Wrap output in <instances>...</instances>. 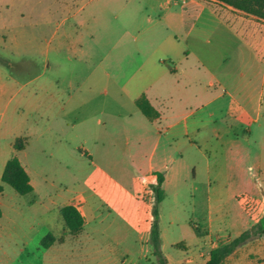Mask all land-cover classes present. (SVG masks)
Instances as JSON below:
<instances>
[{"label": "crops", "instance_id": "0c3cea01", "mask_svg": "<svg viewBox=\"0 0 264 264\" xmlns=\"http://www.w3.org/2000/svg\"><path fill=\"white\" fill-rule=\"evenodd\" d=\"M52 1L58 0H0V51L17 52L14 54L19 59L25 57L28 62L15 77L8 80L5 75L0 76V103L13 89V96H21H16L14 113L19 115L25 105L40 120L31 125L30 140L23 150H15L14 141L25 136L12 133L7 148L3 144L4 137L0 138V234L6 217L2 174L7 161L15 156L30 178L33 189L24 197H28L34 217L31 226L34 230L37 227L35 237L44 250L51 247L43 248L41 240L52 233L53 199L47 190L45 170H48L37 166L40 157L60 160L68 153L69 147L77 150L79 157H84L78 148L114 141L118 135L127 145L136 148L131 154L134 160L138 148L149 146L151 151L146 155L143 181L139 183L136 176L132 177V199H136L139 193L154 195L152 187L160 174L163 176V192L176 174L188 171L198 174V165H189L187 154L200 158L203 163L201 170L205 174H225L220 157L227 142L223 143L219 138L223 130L227 134L230 129L217 128L213 133L211 127L229 121L233 126L243 127L245 118L250 120L252 115L244 112L242 117H238L229 110H221V116L212 121L214 111L211 106L223 99V95H212L207 89L210 85H205V76L213 75L212 65L216 58L204 45L214 47L223 57V51L229 48L230 33L236 35L246 28L258 31L256 25L252 27L256 17L216 0H69L74 5L65 21H70L71 26L64 30L63 35L72 39L73 51L93 71L75 81V87V82L69 80L71 91L63 88L53 91L50 80H45L43 86H37L41 74L35 73L36 52L45 50L42 35L52 30L49 20ZM200 23L202 27H198ZM140 38L141 44L137 45ZM62 47L60 43L55 50L60 51ZM45 51V57H48L50 50ZM192 56L194 64L190 62ZM2 69L5 73L4 66ZM193 76H199L196 78L200 86L198 90H191L188 83ZM22 84L33 86L20 95ZM99 84L106 85L103 98L97 96ZM139 98L147 99L158 115L147 117L142 113L136 102ZM18 124L16 126L21 125L20 122ZM243 131L246 130L243 128ZM247 132V140L239 141L236 136L231 144L235 148L234 156L239 160L249 158V154L237 150L250 140L252 131L249 129ZM32 138L36 140L35 150L28 152ZM211 149L220 158L217 166L210 156ZM236 170L233 168V174ZM223 181L220 178L212 187L213 182L209 178L206 189L209 200L212 194L222 196L228 193ZM68 204L77 208L85 225L88 215L86 202L74 198L58 205V212ZM16 212L20 214L19 209ZM23 223L22 220L13 221L15 236L24 235ZM201 223L203 226L199 228L212 236L214 218L211 209ZM56 226L57 232L52 234L59 237V228L65 229L63 220ZM230 238L229 234L217 236L215 241L205 246L208 251L185 259L170 257L165 259L166 264H204L211 250L229 243L233 239ZM25 250L20 248V254ZM196 258L200 259L198 263ZM221 264H264V235L251 236Z\"/></svg>", "mask_w": 264, "mask_h": 264}, {"label": "rangeland", "instance_id": "374dc122", "mask_svg": "<svg viewBox=\"0 0 264 264\" xmlns=\"http://www.w3.org/2000/svg\"><path fill=\"white\" fill-rule=\"evenodd\" d=\"M68 1L51 2L49 20L52 30L41 38L44 49L50 51L48 57H45V50L36 52L35 73L41 74L36 84L40 87L45 85V80H50L53 91L58 88L71 91L69 80L78 81L93 71L73 51L72 39L63 35L64 30L71 26L65 18L74 2ZM252 23L258 31L246 28L236 35H228L229 48L223 51V57L214 47L204 45L216 58L212 65L213 75L205 76V85H210L207 89L212 95H223V99L211 106L214 111L212 121L221 116V110H229L238 117H242L244 112L252 115L250 120L245 118L243 127L233 126L231 121L211 127L213 133L217 128L230 129L228 135L223 130L219 138L223 143L227 142L220 157L225 174H205L201 170L203 163L200 158L187 154L185 157L189 165H198V174H191V171L176 174L166 186L163 200L157 204L154 195L137 192L136 199L131 197L132 177L136 176L139 183L144 179L146 155L151 151L149 146L138 148L134 160L131 154L136 148L127 145L118 135L114 141L78 148L84 157H79L77 150L71 147L60 160L40 157L37 166L48 170H45L47 190L53 199L51 232L56 234V225L62 222L58 205L74 198L84 200L88 208L84 231L78 236H65L64 243L56 242L49 249H42L38 237H35L37 227L34 230L31 226L34 217L29 209L28 197L3 183L6 217L1 227L3 233L0 234V264H159L151 240V223L156 218V207L160 251L164 259L197 257L199 252L208 251L205 246L215 241L217 236L229 234V238L234 239L246 231L251 236L264 235L258 227L259 222L264 225V21L255 19ZM202 26L198 24V27ZM212 26L219 27L217 24ZM60 43L63 44L62 50L56 51L55 47ZM136 44H141V38ZM14 53L17 52L0 51V76L5 75L8 80L15 77L25 64L28 65L25 57L19 59ZM190 62L194 64V56ZM193 69L191 67L194 75ZM198 77L188 80L191 90L200 88L196 80ZM76 85L77 82L74 87ZM32 86L23 85L19 94L24 95ZM105 88V84H99L97 96L103 98ZM14 91L12 89L8 98L0 103V138L4 137L6 148L12 133H19L30 140L31 125L36 120L40 121L38 115L30 113L25 105L19 115L14 113L17 109L16 96L21 97L13 96ZM19 122L21 125L16 126ZM249 129L252 131L250 140L237 149L249 154V158L239 160L234 156L235 148L231 144L236 136L239 141L246 139ZM31 140L28 152L35 150L36 140ZM210 156L217 166L220 158L213 149ZM233 168H237L236 174H233ZM102 171L106 174L103 175ZM209 178L213 182L212 187L220 178L223 179L228 193L222 196L212 194L209 200L206 192ZM18 209L20 214L16 212ZM210 209L214 218L212 236L199 228L203 226L201 220ZM14 220L24 222V235L21 234V237L15 236ZM64 232L65 229L59 228L58 236ZM20 248H25V253L20 254ZM195 261L198 263L200 259Z\"/></svg>", "mask_w": 264, "mask_h": 264}, {"label": "trees", "instance_id": "16d2710c", "mask_svg": "<svg viewBox=\"0 0 264 264\" xmlns=\"http://www.w3.org/2000/svg\"><path fill=\"white\" fill-rule=\"evenodd\" d=\"M226 6H229L235 10L242 11L248 15L256 17L258 20L264 21V0H216ZM137 105L147 117H155L158 112L152 107L149 101L145 98H139ZM28 144L27 137H17L14 141V149L17 151L23 150ZM2 183L12 187L16 193L20 195H27L32 192V185L30 178L22 166L17 157L10 158L4 168L2 174ZM163 176L158 175L156 185L152 187V192L155 197V201L159 204L164 198V192L162 189ZM1 189V187H0ZM60 214L64 223L66 231L59 237L50 233L43 237L41 240V246L43 248H49L54 243H63L65 236H78L83 231L84 218L74 205L68 204L62 207ZM154 215L156 218L151 223V240L154 245V255L158 256L159 264H166V260L163 258L160 251V231L158 225V209L154 208ZM258 227L264 231V225L259 222ZM251 234L249 232H243L238 237L234 238L227 244L220 245L211 250L209 259L204 264H221L222 261L243 242L249 239Z\"/></svg>", "mask_w": 264, "mask_h": 264}]
</instances>
